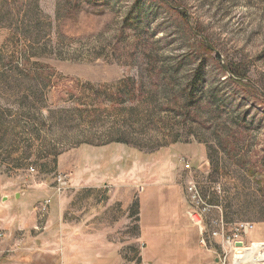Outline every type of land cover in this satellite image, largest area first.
<instances>
[{
  "label": "rangeland",
  "instance_id": "obj_1",
  "mask_svg": "<svg viewBox=\"0 0 264 264\" xmlns=\"http://www.w3.org/2000/svg\"><path fill=\"white\" fill-rule=\"evenodd\" d=\"M167 1L0 0V264H177L176 225L189 264H224L191 183L264 242V0Z\"/></svg>",
  "mask_w": 264,
  "mask_h": 264
},
{
  "label": "built area",
  "instance_id": "obj_2",
  "mask_svg": "<svg viewBox=\"0 0 264 264\" xmlns=\"http://www.w3.org/2000/svg\"><path fill=\"white\" fill-rule=\"evenodd\" d=\"M188 165V164H187ZM190 167V165H188ZM62 179V177L60 178ZM191 196L198 205L194 206L189 212L192 222L198 228L200 234V242L207 245L212 240L221 239L222 241V254L221 262L226 264L231 261L232 264L242 262L244 253L249 250L251 246L258 244L256 241L247 242L246 238L250 231L255 227L251 221H236L228 223L225 221L223 215L218 216L211 222L206 221L208 212L212 209L206 200L200 196L198 189L194 183L188 187ZM2 233L0 234V238Z\"/></svg>",
  "mask_w": 264,
  "mask_h": 264
},
{
  "label": "crops",
  "instance_id": "obj_3",
  "mask_svg": "<svg viewBox=\"0 0 264 264\" xmlns=\"http://www.w3.org/2000/svg\"><path fill=\"white\" fill-rule=\"evenodd\" d=\"M150 195L146 196V201L143 203L141 208V222L144 215V210L148 208L149 204H154L152 207H155V221L154 231L159 232L160 234L156 237L163 238V228H162V212H161V198L159 199L158 195L160 194V184H157L154 189H151ZM19 196L18 192H15V198ZM1 198L4 200L11 202V197L7 195H2ZM157 205V206H156ZM174 238L177 248V264H189V254H190V242H189V234L187 231L182 229L181 227L176 225V231L174 232ZM264 243V242H261ZM158 252V253H157ZM157 254L153 251L146 252V259L148 264H166L164 259V247L160 246L157 250ZM183 256V257H182ZM79 261L75 259H71L69 255H65L62 259L63 264H107L106 260L103 257H90L89 256H81ZM218 258H215V262L218 264Z\"/></svg>",
  "mask_w": 264,
  "mask_h": 264
},
{
  "label": "bare ground",
  "instance_id": "obj_4",
  "mask_svg": "<svg viewBox=\"0 0 264 264\" xmlns=\"http://www.w3.org/2000/svg\"><path fill=\"white\" fill-rule=\"evenodd\" d=\"M236 264H264V243L258 242L244 253L242 262Z\"/></svg>",
  "mask_w": 264,
  "mask_h": 264
},
{
  "label": "trees",
  "instance_id": "obj_5",
  "mask_svg": "<svg viewBox=\"0 0 264 264\" xmlns=\"http://www.w3.org/2000/svg\"><path fill=\"white\" fill-rule=\"evenodd\" d=\"M161 2L169 4L167 0H160ZM203 51H208V47L205 44H202ZM230 71L232 72V76L235 81L239 82L241 84V81H243L246 78V75L243 74L241 71L235 70L231 66L229 67ZM201 79V71L198 70L197 76L194 78V80L190 83V88L192 89L188 96H189V102L191 103L193 99L195 98V91L197 90L198 82Z\"/></svg>",
  "mask_w": 264,
  "mask_h": 264
}]
</instances>
